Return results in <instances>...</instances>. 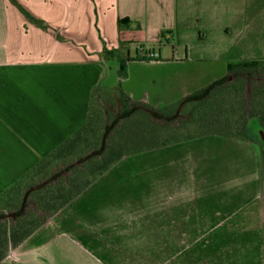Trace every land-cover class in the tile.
Here are the masks:
<instances>
[{
	"label": "crops",
	"instance_id": "obj_1",
	"mask_svg": "<svg viewBox=\"0 0 264 264\" xmlns=\"http://www.w3.org/2000/svg\"><path fill=\"white\" fill-rule=\"evenodd\" d=\"M161 38L171 46L165 58L149 44L161 46ZM132 41L141 47L125 56ZM103 44L120 54L105 57ZM143 49L158 56L143 59ZM252 60H264V0H0V193L81 130L99 84L161 109L227 76L230 64ZM135 62L169 75L189 69L197 83L186 80L181 96L156 102L128 85ZM169 75L153 82L175 80ZM150 154L157 161L143 209L60 213V228L37 229L0 264H264L257 143L202 136L135 154L120 168ZM119 170L100 178L97 201L103 187L119 186L130 203L140 195Z\"/></svg>",
	"mask_w": 264,
	"mask_h": 264
},
{
	"label": "rangeland",
	"instance_id": "obj_2",
	"mask_svg": "<svg viewBox=\"0 0 264 264\" xmlns=\"http://www.w3.org/2000/svg\"><path fill=\"white\" fill-rule=\"evenodd\" d=\"M161 41L164 43L161 46L151 41L149 44L156 51L160 50L162 58H165L170 54L171 46L167 39L161 38ZM140 47L132 41L121 52L126 56L128 50L131 55H135ZM114 51L120 54L119 49ZM141 51L142 56L149 52L144 49ZM188 70L180 69L177 74L169 75L157 64L135 62L127 70L130 76L128 85L136 87L142 96L153 97L156 102L161 100L164 103L167 98L181 96L183 88H188L182 82L192 81V86L196 85L198 75L195 72L188 74ZM251 72V78L245 76L240 79L234 78L231 73L228 83L219 86L204 99L175 111L163 110L156 117L142 104L129 99L119 86H96L88 119L81 130L67 141L65 148H60L46 158L49 161L41 164L42 173L19 187L16 198L0 199V256L7 255L41 227L51 225L54 230L60 228L58 214L64 217L65 212L69 215L72 211H83L93 205H99L101 211L111 208L116 214H121L123 210L143 209L145 203L142 200L146 194H152L153 165L157 160L150 154L138 163L135 159V162L120 168L124 159L135 155L131 154L135 149L153 152L197 137L222 135L257 143L264 164V143L257 129L246 122L251 113H257L256 126L264 132V95L259 90L260 78L263 76ZM168 75L175 80L167 84L153 82L157 77L165 78ZM105 135L107 143L103 145ZM100 150L102 152L97 153ZM166 154L169 155V152L160 157L165 159ZM118 169L131 175L135 183L131 189L134 194L140 189V195L135 196L137 199L130 203L124 198L119 186L103 187L102 200L97 201L95 197L99 194L100 178ZM145 175L147 185L142 179ZM27 232L31 233L19 242ZM144 236L151 238L152 234Z\"/></svg>",
	"mask_w": 264,
	"mask_h": 264
},
{
	"label": "trees",
	"instance_id": "obj_3",
	"mask_svg": "<svg viewBox=\"0 0 264 264\" xmlns=\"http://www.w3.org/2000/svg\"><path fill=\"white\" fill-rule=\"evenodd\" d=\"M14 1V0H12ZM25 12V11H24ZM25 14H27L25 12ZM37 24H40L38 21H35ZM123 22H127V21H123ZM163 36V35H162ZM103 55L105 57H112L114 55H116V52L112 49H107L106 47L103 48L102 51ZM140 57H137L136 59H139ZM143 59H152V58H145L143 57ZM251 71H255L256 73H258L262 78H260V76H258L260 78V82H259V90L261 91V94L264 95V60H252V61H236L232 64L229 65L228 67V75L217 80L214 81L213 83L209 84L208 86L192 93L189 94L187 96H185L184 98L180 99L179 101L168 105L167 107L163 108V109H155L147 104H143V103H139L142 104L144 106L145 109L150 110V112H152L153 116H159L162 114V111H175L176 109H178L179 107L182 106H186L187 104H190L194 101L197 100H201L204 99L205 97L209 96L211 94L212 91H214L216 88H218L219 86H222L226 83H228V81L230 80L229 76L231 73H233L234 78L236 79H240L243 78L245 76L251 78L252 76V72ZM235 90V89H234ZM137 103V102H136ZM164 111V112H165ZM257 113H251V115L249 117H247L246 122L247 124L252 125L255 130H256V123H255V116ZM106 135L105 138L103 140V145H106L107 140H106ZM166 144H170V142H167ZM61 149L65 148V145L60 147ZM59 148V149H60ZM145 149H135L131 152V154H137V153H142L145 152ZM57 152V151H55ZM101 153L102 150L98 151L97 153ZM54 154V153H53ZM49 161V159H43L41 160L36 166H34L31 170H29L23 177H21L17 182H15L12 186H10L1 196L0 199H9L12 200L13 196L16 198V192L18 190L19 187H22L26 182L29 181V179L31 178H35L38 177V175H40L42 173L43 170H40L41 164L43 162H47ZM39 169V170H38ZM11 194V195H9ZM30 195V194H29ZM31 233V232H30ZM29 232H27L25 234V236L19 240L22 241L25 237L29 236L30 234ZM5 256V255H4ZM4 256H0V260L4 257Z\"/></svg>",
	"mask_w": 264,
	"mask_h": 264
},
{
	"label": "built area",
	"instance_id": "obj_4",
	"mask_svg": "<svg viewBox=\"0 0 264 264\" xmlns=\"http://www.w3.org/2000/svg\"><path fill=\"white\" fill-rule=\"evenodd\" d=\"M144 56H147L149 58H155L158 56V54H156L155 52H148V53H144Z\"/></svg>",
	"mask_w": 264,
	"mask_h": 264
},
{
	"label": "water",
	"instance_id": "obj_5",
	"mask_svg": "<svg viewBox=\"0 0 264 264\" xmlns=\"http://www.w3.org/2000/svg\"><path fill=\"white\" fill-rule=\"evenodd\" d=\"M256 129H257V131H258V133H259V136H260L261 140H262L263 143H264V132H263L262 129H260L258 126H256Z\"/></svg>",
	"mask_w": 264,
	"mask_h": 264
}]
</instances>
